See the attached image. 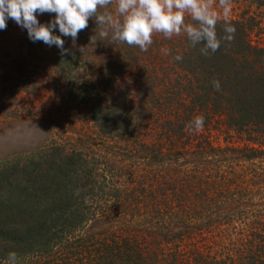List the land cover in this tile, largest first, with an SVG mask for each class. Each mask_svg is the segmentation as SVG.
<instances>
[{
  "label": "rangeland",
  "instance_id": "374dc122",
  "mask_svg": "<svg viewBox=\"0 0 264 264\" xmlns=\"http://www.w3.org/2000/svg\"><path fill=\"white\" fill-rule=\"evenodd\" d=\"M106 10L114 12L115 6ZM216 10L219 20L244 24L249 44L264 49V0H232L227 18L218 6ZM54 17L45 13L37 19L47 24ZM88 23L90 29L97 26L94 19ZM99 30L81 31L72 46L67 44L74 59L72 88L89 86L86 73L92 65H109V54L116 63L127 62L121 43L113 42L111 34L101 39ZM183 35H154L147 52L133 54L131 66H139L122 78L116 70L108 79L115 77L113 86L123 79V86L131 77L139 79L131 72L139 74L142 65L148 76L170 78L164 77L162 61L171 55L169 48L182 47ZM27 37L26 29L11 19L0 30V168L57 151L79 158L81 171L91 180L76 202L84 223L57 239L43 256L17 257V264H90L96 258L111 264L114 246L138 250L148 263L155 258V264L172 259L186 264L194 254L248 261L264 249V134L238 132L214 117L194 137L180 136L167 131L171 110L151 102L143 104L146 108L131 126L101 134L88 111L95 91L105 96L101 77L93 79L95 89L87 88L88 102L83 94L71 95L70 84L54 70V54L40 41L30 49L37 57L27 73ZM180 113L177 123L184 120L183 109Z\"/></svg>",
  "mask_w": 264,
  "mask_h": 264
},
{
  "label": "trees",
  "instance_id": "16d2710c",
  "mask_svg": "<svg viewBox=\"0 0 264 264\" xmlns=\"http://www.w3.org/2000/svg\"><path fill=\"white\" fill-rule=\"evenodd\" d=\"M226 23L235 26L233 41L222 42L219 50L208 56L201 54V45L190 46L186 35H183L182 47L179 50H176L175 46L169 48L171 55L162 61L164 77L167 75L170 77L164 80L162 77L150 74L148 76L145 69H142L146 65H142L139 74L131 72L138 75L139 79L131 77L128 83L121 86L122 79L121 83L113 86L115 77L112 76L110 81L108 79L110 74L113 75L119 70L122 78L128 75L131 67L139 66H131L135 58L133 54L139 52V48L121 43L127 62L116 63L111 57L113 54L111 56L109 54L106 57L109 65L99 64L95 69L92 65L86 73L90 74L86 75L91 83L89 86L76 85L72 88L70 82L76 83L70 76L74 65L73 56L61 55L54 45L47 47L46 51L54 54V70L70 84L71 95L83 94L84 101L88 102L87 88L97 87L92 83L93 79L101 77L103 80L106 87L102 89L101 94L104 93L105 96H100L95 91L94 99L89 100L91 105L88 109L89 117L101 134H116L131 126L134 119L141 117V112L146 108L143 104L146 102L157 103L158 106L171 110L169 113L171 118L167 121L169 126L166 124L167 131L180 136L194 135V131L189 130L187 126L198 115L204 116V126L208 125L212 118L217 117L238 132L251 131L254 136L264 134V49L249 44L247 28L238 21L219 20L217 24L219 37L225 35L223 29ZM90 26L92 25L88 23L87 29L82 31L83 35L88 31L94 34L99 30L97 26L91 29ZM54 34L60 35L58 28L54 30ZM61 39L64 40L65 48L67 44L72 46L73 40L70 37L61 36ZM25 42H27L25 48L28 50L25 54V69L28 73V68L35 66L32 60L37 54L30 51L34 43L28 37L25 38ZM180 43L181 40L178 44ZM110 51L112 53L111 49ZM42 55L46 53L42 52ZM176 55H181L183 59L174 60ZM100 61L101 59L98 62ZM105 74L106 77H103ZM27 79L29 80L28 75ZM213 80L220 81L221 91L214 90ZM184 100H187V105H183ZM122 104L124 106L121 107ZM182 109L184 120L177 123L181 120ZM171 122L176 125L172 127ZM82 168L79 158L57 151L37 160L25 159L22 163L0 168V260L7 259L10 252L24 258L43 256L51 250L57 239L72 235L77 227L84 223V212L77 208L76 202L84 195L83 190L88 188L91 177L87 178L88 176L81 171ZM109 240L113 242L112 239ZM112 250L114 252H109L114 256L111 264H155V258H150L148 263L149 258H144L138 250L132 251L122 247L120 251L115 246ZM259 251L264 253V249ZM259 251L249 257L248 261L242 259L234 261L231 257L204 258L200 254H194L186 264H264V255L260 256ZM96 259L91 260L90 264H100V259ZM174 260L166 264H177Z\"/></svg>",
  "mask_w": 264,
  "mask_h": 264
},
{
  "label": "clouds",
  "instance_id": "9594fccd",
  "mask_svg": "<svg viewBox=\"0 0 264 264\" xmlns=\"http://www.w3.org/2000/svg\"><path fill=\"white\" fill-rule=\"evenodd\" d=\"M110 5L115 6L114 12L106 10ZM217 6L227 18L232 0H218V5L217 0H0V30H6L7 21L11 19L26 29L33 43L54 45L61 55H68L70 50L64 47L61 36L75 41L79 33L87 29L88 21L94 19L101 39H108L111 34L113 42L147 52L156 34H162L165 39L184 34L190 46L201 45V54L208 56L218 51L222 42L231 43L236 32L234 25L226 23L225 35H217L220 17ZM45 13L55 14L47 24L37 19ZM187 17H191L192 22H188ZM57 28L60 35L54 34ZM182 59L181 55L174 57L176 61ZM212 85L215 91H221L219 80H213ZM204 123V116L198 115L187 127L191 131H202ZM4 264H17L16 253L10 252Z\"/></svg>",
  "mask_w": 264,
  "mask_h": 264
}]
</instances>
